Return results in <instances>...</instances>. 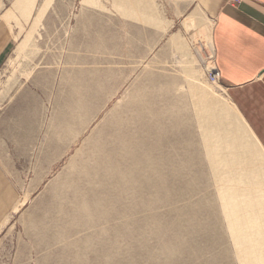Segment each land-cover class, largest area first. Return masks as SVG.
<instances>
[{"label":"rangeland","instance_id":"374dc122","mask_svg":"<svg viewBox=\"0 0 264 264\" xmlns=\"http://www.w3.org/2000/svg\"><path fill=\"white\" fill-rule=\"evenodd\" d=\"M4 1L18 41L0 71V264H243L219 185L252 181L264 200V169L217 170L192 87L241 127L251 163L264 150L204 73L212 26L188 39L99 0H37L27 17Z\"/></svg>","mask_w":264,"mask_h":264},{"label":"crops","instance_id":"0c3cea01","mask_svg":"<svg viewBox=\"0 0 264 264\" xmlns=\"http://www.w3.org/2000/svg\"><path fill=\"white\" fill-rule=\"evenodd\" d=\"M36 1L17 0L15 7L27 17ZM99 1L124 12L132 24L146 22L153 26L152 32L164 36L190 39L196 32L207 33L211 25L221 89L246 133L264 150V0H139L129 6V0ZM5 6L0 0V71L18 41L15 19H5L13 8ZM18 11L14 14L23 24ZM118 16L124 18L122 13ZM13 195L10 179L0 165V229L10 216Z\"/></svg>","mask_w":264,"mask_h":264},{"label":"bare ground","instance_id":"6f19581e","mask_svg":"<svg viewBox=\"0 0 264 264\" xmlns=\"http://www.w3.org/2000/svg\"><path fill=\"white\" fill-rule=\"evenodd\" d=\"M191 94L196 112L201 120L205 142L211 150L217 170L220 173L224 170L234 172V164L239 161L238 158H241L242 164L239 167L256 168L257 172L262 168L263 171V165L258 166L250 162V154L247 156L249 152H247V142L244 140L243 134H240L241 127L235 126L232 116H225L226 110L224 115L222 108L218 107L220 103L212 101L208 94L198 91L196 87H192ZM219 186V195L223 196V203L226 205V216L238 237L236 239L237 247L245 252L241 254L242 263L260 264V257L256 253L255 255L250 253L245 245L254 244L255 234L264 236V200H261L256 183L247 181L245 185L224 184ZM250 192H254L256 198L246 195ZM236 195L245 197L235 201L231 199ZM261 243L259 242V244Z\"/></svg>","mask_w":264,"mask_h":264},{"label":"built area","instance_id":"2783aa9c","mask_svg":"<svg viewBox=\"0 0 264 264\" xmlns=\"http://www.w3.org/2000/svg\"><path fill=\"white\" fill-rule=\"evenodd\" d=\"M236 3L241 2V0H233ZM209 62L206 60H202V68L204 70V73L207 77V80L212 84L217 86L218 88H221V75L219 70L217 69L215 62H214V57H210ZM223 90V89H221ZM224 91V90H223Z\"/></svg>","mask_w":264,"mask_h":264}]
</instances>
